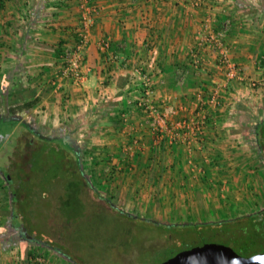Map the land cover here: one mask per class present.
Returning <instances> with one entry per match:
<instances>
[{
    "label": "crops",
    "instance_id": "1",
    "mask_svg": "<svg viewBox=\"0 0 264 264\" xmlns=\"http://www.w3.org/2000/svg\"><path fill=\"white\" fill-rule=\"evenodd\" d=\"M85 11L92 23L78 85L62 76L60 57ZM222 57L237 78L219 66ZM263 61L264 0H0V168L9 166L15 186L12 201L0 182V264H33L26 255L37 245L47 264H69L50 243L19 240L25 226L32 236L14 157L35 155L25 145L36 139L52 146L46 155L68 146L64 189L74 180L83 193L87 179L107 201H136L140 219L166 218L157 222L166 228L208 215L195 203L250 199L254 182L264 186L263 174L254 180ZM146 84L162 127L141 106ZM33 170L39 178L46 169Z\"/></svg>",
    "mask_w": 264,
    "mask_h": 264
},
{
    "label": "rangeland",
    "instance_id": "2",
    "mask_svg": "<svg viewBox=\"0 0 264 264\" xmlns=\"http://www.w3.org/2000/svg\"><path fill=\"white\" fill-rule=\"evenodd\" d=\"M64 147L56 150L50 160L46 159L47 168L43 166L41 168L47 171H41L39 178L34 176L30 183L26 184L31 192L26 200L24 218L27 221L24 220V222L30 226L32 238L50 243L53 246L50 249L53 254L69 256L70 259L65 257L69 264H162L178 253L200 245L196 239L199 237L197 233L200 231L203 233L204 228L197 229L192 227L193 224L243 219L264 210V186L258 181L251 187L253 191L246 189L251 191V198L243 200L244 203H222L216 200L205 204L195 203L193 205L195 212L196 209L206 207L208 215L196 217L193 213V218L190 219H171L173 223L176 221L178 224L165 228L158 223L163 219L167 220L166 218H155L154 215L155 222L140 219L137 217L140 214V208L133 205L137 203L136 201L132 205L129 204V207L117 199L115 201L110 198V201H107L100 196L99 191L97 193L96 190L88 187L87 179L83 183L85 185L83 193L77 190L80 185L74 180L68 181L67 188L64 189L62 167L66 162L64 157L67 150ZM59 158H61L60 161ZM73 159L75 160V157ZM258 164L257 170L260 171H255L254 180L260 178L259 174L264 175V161L261 157ZM8 171L10 172V169ZM0 182L1 186L6 188V192H9L8 181L3 174ZM75 183L76 186H74ZM50 186H52L51 189ZM62 186L63 191L71 188L72 196L61 193ZM45 189L50 190L44 194ZM58 197L62 198L58 200ZM153 209H155L154 205L150 206V210L145 212V217L147 213L157 211ZM129 212L132 216L128 214ZM18 233L21 243L26 244L25 237L19 230ZM35 244L37 245L36 242ZM205 244L218 245V242ZM229 246L234 253L245 255L241 256L243 258L264 255V245L248 246L244 250H247V253L239 245L230 244ZM254 252L259 253L251 255ZM27 253L26 257L28 256L30 262L34 257H42L46 260L38 245L33 246Z\"/></svg>",
    "mask_w": 264,
    "mask_h": 264
},
{
    "label": "trees",
    "instance_id": "3",
    "mask_svg": "<svg viewBox=\"0 0 264 264\" xmlns=\"http://www.w3.org/2000/svg\"><path fill=\"white\" fill-rule=\"evenodd\" d=\"M255 136L257 139L259 155L261 159L264 161V122L259 124L257 128L255 129ZM25 148H32V149H37V150L39 149V150L35 152V155H29L28 153H25L26 152L25 150L23 155L14 157L15 161L18 162V164L13 165V166H17L19 168L21 167L23 170L29 171L27 175H24V171H21L22 176L19 175L20 172L17 171L19 168H16V171H15L16 176H17L16 177L17 182H19L20 178L21 180L23 179L25 181V184L22 187L16 185V188L18 189L19 194L21 192L23 193V195H26L29 192H31V190L29 191L27 189L26 184L30 183V180L33 179V175H34L33 173L35 172V170H33V167L34 166L36 167L38 165L40 168L41 166H44V165L47 166V164H45L46 159L50 160L53 157L52 156L53 154L46 155V153L48 152L49 149L52 148V146L49 145L48 147V142L42 141L40 139L39 140L36 139L35 141H33L32 145H25ZM69 150L73 152L72 149H69ZM74 156H75V164L78 166V161H77L78 157L76 155ZM16 158H18V160H16ZM65 159L66 157H64V160ZM60 160L61 158H59V161ZM66 163L69 164L70 163L69 160L66 161ZM8 169H9V166L7 167L6 171L0 168V173L1 175L3 174V176L6 177V181H8V188L10 190L11 200L14 201L15 192L13 191V188L15 186H13V184L11 185L12 183V181H10L11 173L8 171ZM46 190L47 189H45L44 191ZM20 210L25 211V206H21ZM25 227L27 229V226ZM192 227H195L197 229L204 228L203 233H200L201 231L197 233L199 237L196 235L198 237L196 239L200 243V245L216 241L218 242V245H222L228 249L229 247H231L229 246L230 244L239 245V247L243 251L246 248H248V246H252L254 244L264 245V210L261 211L260 213H256V214L254 213L243 219L221 221V222H216V223L198 224V225H193ZM244 252L247 253V250ZM235 253L239 255L240 257L245 256L237 252ZM258 253L259 252H254L251 255H255ZM247 257H250V256H247ZM66 258L70 259L69 256H67Z\"/></svg>",
    "mask_w": 264,
    "mask_h": 264
},
{
    "label": "built area",
    "instance_id": "4",
    "mask_svg": "<svg viewBox=\"0 0 264 264\" xmlns=\"http://www.w3.org/2000/svg\"><path fill=\"white\" fill-rule=\"evenodd\" d=\"M91 16L92 15H90V13H88L87 11L83 13L81 17V21H80V29L77 32V38H76L74 47L71 50H65L60 57V60L62 61V64L64 65V68L62 70V76L71 77L73 81L78 85H81L85 81V76L81 72L82 67H83V62H84L82 51L86 44L89 27L91 26V23H92ZM106 46L107 45L105 42L101 44V47L103 49L106 48ZM196 63L197 62H195V64ZM262 63L264 64V61ZM219 66L226 68L229 79H235L238 77L236 68L231 66L228 63V61H226L223 57L219 60ZM151 92L152 91L147 84L143 85L141 89V93H142L141 106L145 107V109L148 110V112L151 115L155 116L154 118L155 125H157L158 127L159 126L162 127V124L164 123L163 116L157 115L155 108H151L146 103ZM32 263L33 264H47V261L43 259L42 257H34V259L32 260Z\"/></svg>",
    "mask_w": 264,
    "mask_h": 264
},
{
    "label": "water",
    "instance_id": "5",
    "mask_svg": "<svg viewBox=\"0 0 264 264\" xmlns=\"http://www.w3.org/2000/svg\"><path fill=\"white\" fill-rule=\"evenodd\" d=\"M21 231L26 239L34 240L25 228ZM162 264H264V255L243 258L222 245L204 244L180 252Z\"/></svg>",
    "mask_w": 264,
    "mask_h": 264
}]
</instances>
